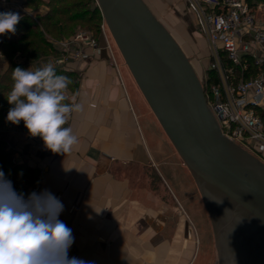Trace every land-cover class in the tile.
Wrapping results in <instances>:
<instances>
[{
	"label": "crops",
	"instance_id": "obj_1",
	"mask_svg": "<svg viewBox=\"0 0 264 264\" xmlns=\"http://www.w3.org/2000/svg\"><path fill=\"white\" fill-rule=\"evenodd\" d=\"M144 1L164 26V16L173 24L170 15L182 25L178 16L189 9L185 0ZM3 41L4 35L0 76L8 68ZM54 59L26 69L54 66ZM54 68L77 75L78 90H67L83 104L65 125L78 139L72 152L53 154L39 137L10 122L1 123L0 141L14 164L38 170V184L29 194L48 189L64 204L59 219L75 238L69 257L93 264H193L199 235L186 210L201 200L197 187L192 180L191 188L182 185L187 169L171 154L113 48L101 42Z\"/></svg>",
	"mask_w": 264,
	"mask_h": 264
},
{
	"label": "water",
	"instance_id": "obj_2",
	"mask_svg": "<svg viewBox=\"0 0 264 264\" xmlns=\"http://www.w3.org/2000/svg\"><path fill=\"white\" fill-rule=\"evenodd\" d=\"M96 1L144 104L199 189L223 264H264V164L224 138L190 59L144 0Z\"/></svg>",
	"mask_w": 264,
	"mask_h": 264
},
{
	"label": "clouds",
	"instance_id": "obj_3",
	"mask_svg": "<svg viewBox=\"0 0 264 264\" xmlns=\"http://www.w3.org/2000/svg\"><path fill=\"white\" fill-rule=\"evenodd\" d=\"M20 20L17 12H0V35H14ZM12 79L7 122L22 121L28 135L39 137L53 154H70L78 139L65 125L73 113L83 111L75 95L68 102L70 78L48 63L34 71L16 67ZM63 211L62 201L48 189L25 197L0 170V264H93L69 257L75 238L59 219Z\"/></svg>",
	"mask_w": 264,
	"mask_h": 264
},
{
	"label": "built area",
	"instance_id": "obj_4",
	"mask_svg": "<svg viewBox=\"0 0 264 264\" xmlns=\"http://www.w3.org/2000/svg\"><path fill=\"white\" fill-rule=\"evenodd\" d=\"M18 1L0 4L18 7ZM185 1L208 45V65L198 75L222 135L246 151H255L256 145L264 149V0ZM100 31V40L80 32L70 40L53 42L63 52L54 66H65L80 58L83 49L96 50L101 42L110 49L107 27ZM65 94L71 102L72 95Z\"/></svg>",
	"mask_w": 264,
	"mask_h": 264
},
{
	"label": "trees",
	"instance_id": "obj_5",
	"mask_svg": "<svg viewBox=\"0 0 264 264\" xmlns=\"http://www.w3.org/2000/svg\"><path fill=\"white\" fill-rule=\"evenodd\" d=\"M22 1V6L28 10L31 7L38 9V7L43 6L47 8V12L40 14L39 10L36 11V17L41 26H38L28 15H23L16 26V33L4 35L1 49L3 57L7 60L8 68L0 76V125L7 122L6 116L11 107L7 102V96L13 85V69L16 67L26 69L28 64L48 58L62 57L63 52L55 47L52 42L70 40L83 27L97 40H100L101 26L97 17L100 15L102 17V14L94 5V0ZM77 23L83 26H74ZM56 71L57 74L70 78L71 84L68 90L73 93L78 90L79 85L75 73L62 69H56ZM19 126L22 131L28 133L22 121ZM0 170L5 173L7 179L11 180L13 188L18 193H24L25 197L29 194V187H36L38 184V170L27 165L14 164L13 154L7 151L5 144L1 141Z\"/></svg>",
	"mask_w": 264,
	"mask_h": 264
},
{
	"label": "rangeland",
	"instance_id": "obj_6",
	"mask_svg": "<svg viewBox=\"0 0 264 264\" xmlns=\"http://www.w3.org/2000/svg\"><path fill=\"white\" fill-rule=\"evenodd\" d=\"M0 1H3V0H0ZM6 1L11 2L12 0H6ZM13 1L15 2L16 0H13ZM21 2L23 1L19 0L16 3L18 7L13 6L11 4L5 7L0 4L1 5L0 12L13 11V12L19 13L20 16L28 15L33 21L36 22L38 26H41L39 19L36 17V13H37L36 11L39 10L38 12L40 14H44L45 12H47V8L40 6L38 7V9L31 7L28 10L22 6ZM94 5L97 6L98 8L96 0H94ZM19 8H22L23 11H20ZM187 12L188 13L186 14H182L181 16H178L180 17L183 23L182 25L179 23V18H177V16L175 15L174 16L170 15L171 21L173 22V24L169 23L170 18L168 19L166 16H164L162 19H164L167 22V24H165L167 26L165 27L169 30V32L175 37L177 42L180 44L181 48L183 49L187 57L190 59L196 72L201 74L204 71L205 66L208 65L207 64V58L209 57L208 45L204 37L202 36L201 31L198 28V26L200 25L198 23L196 15L192 12L190 8L187 10ZM97 19L99 20L100 26H106L104 19L103 17H101V15L100 17H97ZM74 26H83V25L77 23ZM80 32H85V33L90 34V32L86 30V28L84 29V27L83 29L81 28V30H78V33ZM107 33H108L111 47L113 48L116 56L119 58V60L123 64V67L128 72L123 60L121 59L117 49L114 46L113 41L111 40L108 29H107ZM0 36H3V35H0ZM100 36H101V31H100ZM164 138H165L164 141L169 143L171 154L176 155V157H178V160L180 161L179 156L175 152L174 148L171 146L166 136ZM255 148H256L255 151H252V152L247 151V152L253 155L255 158H257L260 162L264 164V149H262L260 146H257V145L255 146ZM260 154H263V158ZM186 172H187V180L184 181L182 185L186 186V188H191L189 180H192L193 182L194 180L192 176L190 175L189 171L187 170ZM196 191H197L198 196L201 198L198 188H196ZM186 211L190 215V218L192 219L194 227H195V231L199 235V240L197 242L196 257H195L193 264H223L225 263L223 256L220 254V249L215 239V234L212 228V224L210 222V218L204 207V203L202 199L200 200L198 204L196 203L194 205L192 204L191 210L189 209ZM256 241H254L253 237L249 240L248 246H250V249L252 250V252L254 250L256 251L255 249L257 247V246L255 247V244H257Z\"/></svg>",
	"mask_w": 264,
	"mask_h": 264
}]
</instances>
